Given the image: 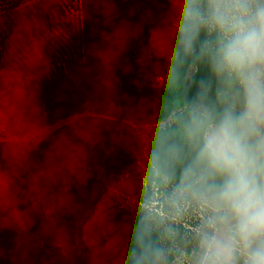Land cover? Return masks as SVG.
Segmentation results:
<instances>
[{
    "label": "trees",
    "instance_id": "16d2710c",
    "mask_svg": "<svg viewBox=\"0 0 264 264\" xmlns=\"http://www.w3.org/2000/svg\"><path fill=\"white\" fill-rule=\"evenodd\" d=\"M65 1L0 0L12 12L0 18V137L13 135L0 140V264H154L167 233L141 204L166 181L226 217L241 196L264 206L253 42L229 54L241 23L264 34V0H80L78 29ZM14 28L29 35L14 44ZM136 124L157 128L145 140ZM212 125L234 145L224 157L209 151ZM234 252L232 264H261Z\"/></svg>",
    "mask_w": 264,
    "mask_h": 264
},
{
    "label": "rangeland",
    "instance_id": "374dc122",
    "mask_svg": "<svg viewBox=\"0 0 264 264\" xmlns=\"http://www.w3.org/2000/svg\"><path fill=\"white\" fill-rule=\"evenodd\" d=\"M12 1V0H11ZM4 3H6L4 1ZM70 17L75 18V26L79 28L80 0H66ZM2 15L12 16V12H2ZM263 23H241V31L259 32ZM79 31V30H78ZM11 40L14 44L20 43L29 35L26 29L14 28L10 32ZM57 53L62 54L63 49L55 44ZM252 59V71L247 77L246 83L251 87L264 91V41L253 42L248 48ZM194 69L190 71V75ZM204 112H207L204 109ZM77 115L61 120L55 125L48 126L32 135L29 140H41L57 127L75 120ZM173 121V117L158 124V127L165 126ZM7 117L0 109V131L6 125ZM145 140L154 132L157 127L151 125L136 124ZM264 137V134H263ZM11 133H5L0 140H10ZM207 140L215 144L214 153L224 157L226 152L234 150V145L227 138L225 130L219 125H212L207 131ZM238 171L242 172V166L236 161ZM151 194L147 203L141 204V209L145 212L147 219L156 227L167 233L164 253L155 260L154 264H232L235 258V250L240 256L248 260L255 258L264 264V231L253 226L249 232L242 234L238 225L240 222V212L236 205L227 206L225 210L228 216L219 215L221 205L218 199L200 197L195 192L181 189L168 181L161 186L151 185ZM250 211L254 212L259 206L264 210V206L259 204L254 198H247ZM224 209V208H223ZM264 224V217L261 218ZM242 236L241 238L239 237ZM259 248L254 247V245ZM191 252L188 253L187 249ZM256 249L252 252V249ZM205 250L203 253L202 250ZM180 252L177 254V252ZM172 255V258H170Z\"/></svg>",
    "mask_w": 264,
    "mask_h": 264
},
{
    "label": "clouds",
    "instance_id": "9594fccd",
    "mask_svg": "<svg viewBox=\"0 0 264 264\" xmlns=\"http://www.w3.org/2000/svg\"><path fill=\"white\" fill-rule=\"evenodd\" d=\"M262 39H264V34L260 32L244 33L239 37L240 47L234 49L233 52H230L229 54L241 56L244 54L245 48H247L251 42H260ZM209 151H215V144L211 141L209 143ZM233 191L240 192L242 189L236 188L233 189ZM235 203L240 212V222L238 228L242 234L249 232L253 226L258 227L261 231H264V224L261 223V218L264 217V210L257 206L254 212L250 211V206L243 196L237 199ZM254 264H258V262H254Z\"/></svg>",
    "mask_w": 264,
    "mask_h": 264
}]
</instances>
